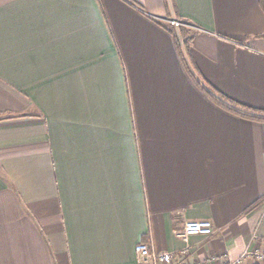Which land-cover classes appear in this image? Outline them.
Wrapping results in <instances>:
<instances>
[{
  "label": "crops",
  "instance_id": "crops-1",
  "mask_svg": "<svg viewBox=\"0 0 264 264\" xmlns=\"http://www.w3.org/2000/svg\"><path fill=\"white\" fill-rule=\"evenodd\" d=\"M130 1L0 0V264L264 251L260 0Z\"/></svg>",
  "mask_w": 264,
  "mask_h": 264
},
{
  "label": "built area",
  "instance_id": "built-area-1",
  "mask_svg": "<svg viewBox=\"0 0 264 264\" xmlns=\"http://www.w3.org/2000/svg\"><path fill=\"white\" fill-rule=\"evenodd\" d=\"M168 23L179 29L181 26H188L176 17H172L168 20ZM214 226L210 220H190L186 221L180 237L186 244L182 253L184 256L189 254V242L192 236L196 235H211L213 233ZM137 253L140 261L143 264H188L186 262L175 261L172 252L159 251L152 249L149 245L139 244L137 246ZM219 260V256H209L207 258V264H215ZM247 261L257 262V264H264V251H249L246 250L241 256L237 258H228L224 262L217 264H245Z\"/></svg>",
  "mask_w": 264,
  "mask_h": 264
},
{
  "label": "trees",
  "instance_id": "trees-1",
  "mask_svg": "<svg viewBox=\"0 0 264 264\" xmlns=\"http://www.w3.org/2000/svg\"><path fill=\"white\" fill-rule=\"evenodd\" d=\"M130 2L135 4L132 1H130ZM260 5L264 11V0H260ZM170 31L175 38V41L177 43V46H178L180 52L183 54L187 68L193 74L195 72V70H194L193 60H192V56H191L192 35H191L190 29L186 26H181L179 29H176L175 27L172 26ZM215 92L221 98L226 100L228 103L235 105V106H241V105L235 103L234 101H232L231 99L225 97L224 95L218 93L217 91H215ZM241 107L246 108L247 110H250V111H254V112H261V113L264 112V111H259V110H256V109H253V108L247 107V106H241Z\"/></svg>",
  "mask_w": 264,
  "mask_h": 264
}]
</instances>
